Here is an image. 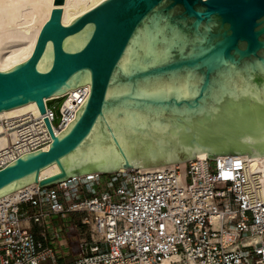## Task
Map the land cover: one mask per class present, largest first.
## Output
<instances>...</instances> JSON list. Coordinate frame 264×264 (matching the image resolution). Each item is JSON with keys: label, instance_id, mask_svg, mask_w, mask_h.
<instances>
[{"label": "water", "instance_id": "obj_1", "mask_svg": "<svg viewBox=\"0 0 264 264\" xmlns=\"http://www.w3.org/2000/svg\"><path fill=\"white\" fill-rule=\"evenodd\" d=\"M61 10L28 59L0 70V111L34 102L44 114L45 99L82 86L89 95L57 135L44 120L46 150L0 170V199L200 154L264 157V0H103L67 25Z\"/></svg>", "mask_w": 264, "mask_h": 264}, {"label": "built area", "instance_id": "obj_2", "mask_svg": "<svg viewBox=\"0 0 264 264\" xmlns=\"http://www.w3.org/2000/svg\"><path fill=\"white\" fill-rule=\"evenodd\" d=\"M88 95L82 86L60 97L56 122L51 99L44 100V114L1 119L7 144L0 170L46 150L51 137L44 120L57 135ZM66 101L71 108L63 110ZM195 159L19 190L13 202L0 204V264H57L37 237H48L52 215L66 214L73 217L70 235L78 238L65 264H264V157L255 166L252 158Z\"/></svg>", "mask_w": 264, "mask_h": 264}, {"label": "bare ground", "instance_id": "obj_3", "mask_svg": "<svg viewBox=\"0 0 264 264\" xmlns=\"http://www.w3.org/2000/svg\"><path fill=\"white\" fill-rule=\"evenodd\" d=\"M54 0H0V70L5 71L28 59L34 49L41 27L49 18L55 7L62 8L61 23L69 24L74 18L85 13L103 0H64L56 6ZM75 90H71L73 93ZM48 99H45L47 101ZM18 110L11 113L0 111V120L16 117L18 115L32 112L38 113L37 105ZM51 105V104H50ZM71 103L66 101L64 109H70ZM7 144V139L0 137V150ZM197 157L204 158V154ZM261 157H252V166L263 161ZM183 164V163H180ZM174 164L162 165L146 169H161ZM264 177V164L261 167ZM58 172L56 165H52L40 173V178L53 175ZM124 172V171H122ZM36 184H31L25 189H31ZM22 190V189H21ZM19 191L10 193L0 199V204L4 201L13 202Z\"/></svg>", "mask_w": 264, "mask_h": 264}, {"label": "rangeland", "instance_id": "obj_4", "mask_svg": "<svg viewBox=\"0 0 264 264\" xmlns=\"http://www.w3.org/2000/svg\"><path fill=\"white\" fill-rule=\"evenodd\" d=\"M62 101L63 98L51 99L48 103L49 107L54 111L55 122L58 120L59 105ZM72 222L73 217L71 214L64 216L52 215L46 223L48 237H45V239L43 237H37L40 242L50 246L56 253L57 264H65L75 256V239L78 237L70 235ZM54 233L57 235L55 236Z\"/></svg>", "mask_w": 264, "mask_h": 264}]
</instances>
